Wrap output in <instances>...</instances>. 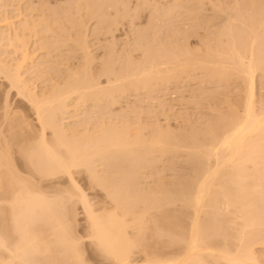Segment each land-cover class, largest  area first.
I'll return each mask as SVG.
<instances>
[{
	"label": "bare ground",
	"instance_id": "1",
	"mask_svg": "<svg viewBox=\"0 0 264 264\" xmlns=\"http://www.w3.org/2000/svg\"><path fill=\"white\" fill-rule=\"evenodd\" d=\"M88 1H90V0H88ZM105 1H107V0H105ZM92 2L97 3L98 1L92 0ZM179 2H181V1H179ZM262 2H263V0H262ZM262 2L260 1V3H262ZM109 3L112 4L111 1ZM175 3H177V2L175 1ZM91 4L89 5L90 6L89 10L94 3L92 5ZM102 4H104V3L102 2ZM83 5L85 6L86 4H83ZM95 5H93V7L91 8L90 11L94 10ZM233 5L234 4H232V6ZM237 5H239V4H237ZM84 6H82L83 9L84 10H85V8L87 9V7H86L87 5L85 7ZM101 6H103V5L99 4V6L96 7V10L98 7L101 8ZM256 6H257V4H255V7ZM108 7H107V9H109ZM110 7H114V6L111 5ZM183 7H185V5ZM220 7H221V5H220ZM250 7H248V9ZM259 7H260V5H259ZM78 8H79L78 10H80V11L82 10V9H80L81 7H78ZM103 8H104V6H103ZM229 8H231V7H229ZM258 8H256L257 11H261V10H258ZM263 8H264V6H263ZM102 10L103 9H101V11ZM103 11L101 13H99V15L100 14L102 15V17H100V20H102V19L106 20V17H104L105 19L103 18V16H104ZM228 11H229V9H228ZM231 11H233V10H231ZM104 12H106V11H104ZM199 12H201V11H199ZM89 13L93 14V15L94 14L97 15V12L92 13V12L88 11L87 14H89ZM191 13H193V12H191ZM238 13H240L239 10H238ZM164 14L166 16V13H164ZM221 14L223 15V13H221ZM96 15H94L95 17L94 16H92V17L97 18ZM224 15H225V13H224ZM241 15H240V17H241ZM246 15H247V13H246ZM85 16H86V14H85ZM256 16H257V14H256ZM262 16H260V17H262ZM244 17H246V16H244ZM255 17L253 16V18H255ZM226 18H227V16L225 17V20H226ZM243 18H241L242 20H240V18H239L240 22L243 21ZM117 19H118V17H117ZM151 19H153V18L151 17ZM232 19H233V17H232ZM232 19H229V21ZM256 19H258V18H256ZM97 20L99 21V19H97ZM234 20L238 21V19L236 20V18ZM244 20H245V18H244ZM251 20H252V17H251ZM40 21L42 22L43 20H40ZM114 21L116 22V19ZM152 21H154V20H152ZM245 21H247V20H245ZM43 22H46V24H47L46 19ZM74 22H75V20H74ZM103 22L104 21H102V23ZM248 22H249V20H248ZM258 22L259 21H257V23ZM261 22H259V23H261ZM24 23H25V25L21 26V28H20L21 30H19V31H21L20 33H23V32L26 33L29 31L31 32V30L32 31L35 30L33 28H35L38 24L40 26L44 25V24L42 25V23L40 24L38 22H37L38 24L35 22V25H34V22H33V23H31L32 24V28H31V26L28 25L29 24L28 20H26V22H24ZM83 23L84 22H82V24L80 23V24H75V25H77V27H79L80 25L83 26L85 24V23L84 24ZM99 23H101V21ZM111 23H113V22H111ZM259 23L256 24V26L260 25V27H261L262 23L261 24H259ZM48 24H49V21H48ZM113 24L115 25V23H113ZM230 24H233V23H230ZM236 24H237V22H236ZM33 25H34V27H33ZM50 25L52 26L53 24L50 23ZM3 26L4 25H1V27H3ZM40 26H37L36 34H38V32H37L38 27H40ZM46 26H48V25H46ZM51 26H50V28H52ZM98 26H101V25L98 24ZM234 26L235 25L233 24V27ZM256 26H254V25L251 26V28L252 27H254V28H252V31L249 30L250 33L248 36H245V37L251 39V41H250L251 43L249 42L250 43L249 48L246 47V46H248V44H246V39H245V43H244L243 42L244 38L240 37L241 38V39L239 38L240 41L244 43V44L241 43L242 44L241 47L244 48V49L241 48L242 49L241 51H243V52L239 51L240 48L238 49V51H237V49L235 50L232 48V52L237 51L236 52L237 54L235 53L236 54L235 55L231 52V50H229L232 53V55L235 56L234 59L237 58L235 67L237 66V71H241L238 73L243 74L241 76L246 77V80L245 79L244 80L247 83V85L246 84L245 85L247 86L246 88H248V92H247V97H246L247 99H245V103L243 106V111L241 110L242 112H240L239 108H238V114H234L232 117L230 116L229 118L222 116V118L220 120H218V122L214 123L210 127H207L205 125L207 128H205L202 131L191 132V133L185 132V134L186 133H189V134L182 135V136L178 135V137L174 136V135L173 136L168 135V134H170L169 132L172 133L173 130L167 131L168 134L165 132L166 134L163 133V135L158 132L156 135H153V133H152V136L149 137L148 139H146L144 136H142L143 133L141 132V130H138L139 132L136 131V133L131 132L130 129L132 130L133 127L131 128L130 127L131 125L130 126L128 125L130 127L129 128L126 125V123H125V125L127 126V128L124 125L123 126L124 128L121 127L123 129L118 128V126L116 128L115 125H117V124H115L113 126L114 123L111 125L113 127H110V126L106 125L105 123H104L105 124L104 125L102 123L103 124V125L101 124L102 129L100 127L99 131L95 130V131L87 132V130H84L85 129L84 127H83L84 129L81 127L84 130V133H82V132H79L80 130L77 131V128H74V130H73V128H71L70 126H69V128L71 130H67V129L65 130V126L63 127V124H62L63 120L60 122V119H62L60 117L63 115L66 116L70 112L71 107H73L74 103H76L75 105H77V107H78V105L80 106L81 103L86 104L87 101H91V100L92 101L94 100L93 102L99 101L102 97H104L103 96L104 93L110 94L112 92H114V93L117 92V94H118L120 92V95L122 93L125 94L126 89L124 90V88H126L127 86L131 87L133 89L141 86V87H143V89L146 90V87H148L151 84V81H154L155 77H156L155 78L156 81L159 79L157 76L160 75V69H159L160 66H158V65H160L159 61L160 62L162 61V60L158 59V58H160L159 53H158V56L156 53H153L151 58H149L150 56L149 57L147 56L146 59L151 60V62L148 61V63L151 64L150 68L147 66L148 64H146V66L149 68V72L147 71L146 68H144V67H146V66H143L144 62L142 64L143 67L142 66L138 67L139 65H137V67L139 69L141 68L142 70L138 69L139 72H136L138 70L135 69L136 64L133 63L134 61L132 63L130 61V64L126 63L127 65H125V63L123 65L121 64L122 67L125 65L124 68L122 69V67H121V70H120V68L118 70H116L117 67H116V69H114V66L110 61H109V64L111 63L112 65L110 64V66H109L108 62L106 61L107 59H106L105 60L106 62L104 61L106 63V64L104 63L106 66L105 68L108 69V67H110L107 71H105L108 74L107 73H106L107 75L103 74L106 76L109 75L108 79H107L106 87L103 85V83H101L102 84L101 85L98 81V79H100L101 76L98 75L99 76V78H98L94 74H93L94 75L93 77H91L90 74H86L87 71L88 72L91 71L90 67L87 68V66H89L88 65L89 62H87L88 63L87 65H86V63H84V64L86 65V68L90 69V70H87L86 68H84L83 71L78 70V71H75V73H74V71L72 73V70H70L71 71L70 74H68V72H66L68 74L67 76H69V77L67 79H65L66 81L64 80L65 83L63 82L64 83V84L62 83L63 85H61V86L59 84H57V86L53 85L52 87H49L50 88L49 90L43 89V90H41L42 92L40 91V93H38L39 91L36 92L35 88H30L31 83H30V86L28 85L29 82L26 81L25 77L23 76L24 74H21V73H23V72H21L23 70L22 68H25L28 65V68L30 70L31 68L29 67V65L32 66L33 67L32 69H34V72L35 71L39 72V73H37L38 76H37V74H35L36 77H39L40 73L42 72L41 73V76H42L41 79H42L44 76L43 72L46 71V74H47V71L50 70L49 69L50 66H48V68H46L48 70H44V68H45L44 66L46 65L45 63L47 62V64H48L49 61H46L47 59H42L43 57L41 56V58L38 57V59L34 60V62H30L31 54H29L28 50L26 49V47L28 46L27 45L28 43L26 44V42H27L26 38H25V40L23 39V41H22L21 40L22 35L16 33L15 35H17V38H16V36L15 37L13 36L14 38L12 37L13 39L11 38L12 39L11 40L10 36H9V38H7L8 36L6 37V34L5 33L3 34V32H2V34H0L1 40L2 39L6 40V38H7V39H9L8 41H10V42L12 41L11 44L14 41L16 44L21 42L20 43L21 48L18 47L20 49H18L17 45L15 43H13L14 48H17L18 51L19 50L21 51V55H20V58L13 59V61H14L13 65L15 67H13V65H12V66H10V68L12 67L14 69V71H11V72L7 71L6 68L9 66H7V64L6 65L3 64V66H2L1 65L2 63L0 62V66H1L0 67V74L2 72L4 73V71L7 72V75L4 73V77L6 76L8 78V81H10L9 82V83H11L10 87L16 88V90H18L17 93L20 96L25 97V99L28 100V102H30L33 110H35V114H37V119L41 125L42 134H41V136H39L40 137L39 140L37 142H35V145H34L35 140H33L31 144H29L27 146L25 145L26 147H23V146L20 147V145H22V143L18 142L19 137H20L21 133L23 132L22 129H25V127L23 128V126H28V124L26 122H23V125H22V122H20L21 124H18L19 120L18 121L16 120L17 122H15V120H14V122L16 124L15 123H13V125L11 124V126H10L12 129L11 133L7 130V135H9V136L11 135V137L8 139L7 136H5V138H3L1 136L2 142H0V264H55V263H53L54 261L52 262V259L57 257V256L52 257V253L55 250H56L57 254H59L63 258V259L61 258V260L66 261L63 263H62V261H57L58 262L57 264H59V262H61L62 264H65V263L66 264H86V260H85L86 257L84 259L85 255L82 254V250H81L82 249L81 241L79 238H77L78 236H77V233L75 230V229H77L76 228V226H77L76 222L77 221H76V217L74 214L76 211L74 210L75 208H73L74 212H73L72 208H70L73 206L72 204H70V206H69V201H72V198H71V200L69 198V201L67 204L65 203L66 201L62 202L63 200H67L68 197H70L72 195H70L66 198L65 197L66 195L64 196V194H66V193L61 192L64 194L60 198L59 196H57V194H55L56 196L53 195L54 197L57 198V201H55L56 198L53 197L54 199H49V198H52V196L47 197V194H44V192H42V190H40L38 188L39 184L41 183V181H43V179L52 178V180H53L57 176H63V177H65V179L67 178V180L71 183V185H73L72 187H74V189H76V192L78 194H80V198L78 200L79 201L81 200L83 203V204L82 203L81 204L83 205L84 213L86 215V220H87V223H86L87 227L86 228H87V233H88V235H87L88 239L90 240L91 247L93 246L94 250L97 252V254H99L100 257H102V259L103 258L105 259L106 264H264V255L261 254L263 257L259 256L258 254H260V252L258 251L259 253H257L255 251V249H257V247L255 248V246H264V199H262V195H263L264 191L262 192L260 189L261 187H264V173L262 172V171H264V104H262V103H264V101H262V103L260 101V103L262 105L259 103L260 108L257 109V107L255 106L256 103L254 100L256 98L255 97V94H256V92H255V81H256L255 80V73H256V70L258 69V68H256V66H258L257 62L260 63L262 57H261V59L254 60V58H255L254 45L259 43V41H258V37L253 35V33L254 32L257 33L256 29L260 30V27L255 28ZM40 28H39V30H44V31L46 29V28L45 29H43V28L40 29ZM74 28H76V26ZM159 28H161V27H159ZM247 28L249 29V27H247ZM247 28H246V30H247ZM49 29L47 27V32ZM63 29H64V27H63ZM222 29L224 30V28H221V31H223ZM226 29H228V30H226ZM226 29H225L226 31H224V32L226 33L228 31L229 32L228 34L230 35V33H232V29H231V31H229V28H227V27H226ZM233 29L235 30V28H233ZM50 30H51L50 32H52L53 28ZM175 30H177V29H175ZM175 30H174V32H175ZM241 30L245 31L243 29H241ZM64 31H65V29H64ZM30 32L28 34H30ZM33 32H31V33H33ZM166 32H164V33L166 34ZM225 33L222 32V34H225ZM237 33H238V31H237ZM26 34H23L22 37L26 36ZM141 34H140V36H141ZM222 34H221V36H222ZM233 34L235 35V33H233ZM242 34L243 33L240 32L239 35L242 36ZM245 34H247V33H244V35ZM82 35L83 34H81V36ZM216 35H217V33H216ZM232 35H230V36H232ZM78 36H79V34H78ZM173 36H174V34H173ZM218 36H219V34H218ZM238 36H234V39L237 38ZM208 37L209 36H207V38ZM79 38H81V37L79 36ZM142 38H144V37H141V39ZM155 38H156V36H155ZM169 38H170V36H169ZM226 38L228 39V37H226ZM16 40L18 42H16ZM83 40H84V42L85 41L87 42L86 38H84V37H83ZM262 40H264V39L262 38ZM144 41L145 40H143V42ZM158 41H156V42H158ZM231 41H232L231 42L232 44L235 43V42L233 43L234 40H231ZM84 42H81L82 45L84 44ZM86 42L83 45L85 50H84V48H82V50H84V51H86V48L89 46V44H87ZM145 42H147V41H145ZM156 42L153 45H155V46H156V44L158 45V43H156ZM160 42H162L161 39H160ZM236 42H238V44H239V40L238 41L236 40ZM138 43H139V41H138ZM225 43H227V42H225ZM231 43H229V44L227 43V44L230 45ZM8 44H10V43L8 42ZM145 44L146 43H144V45ZM227 44H226V46H227ZM259 44H261V43H259ZM259 44L257 45L258 47H259ZM85 45L86 46L88 45V46L85 47ZM110 45H111L110 48L114 47V46H112V44H110ZM164 45H166V44H164ZM220 45H222V44H220ZM234 45L230 46V49ZM237 45H235V48L237 47ZM239 45H238V47H240ZM80 46H81V44H80ZM90 46H91V43H90ZM150 46H152V45H150ZM160 46H162V45H160ZM204 46H205V44H204ZM134 47L137 48L136 46H133V48ZM163 47L164 46H162V48H160V47L159 48L163 49ZM166 47H164V48H166ZM184 47H186V46H184ZM206 47L207 46H205L204 48H206ZM78 48H80V47H78ZM89 48L87 49L88 51H90ZM138 48H140V47H138ZM210 48L211 47H208V49H210ZM259 48L261 49V47H259ZM154 49L151 48L150 50H154ZM189 49H191V48H189ZM221 49H222V47H221ZM227 49H229V48L227 47L226 50ZM14 50H16V49H14ZM82 50H81V52H82ZM114 50L115 49H113V51ZM168 50H171V49H168ZM183 50L182 51L178 50V52L184 53ZM193 50H195V49H193ZM262 50H263V48H262ZM55 51H57V50H55ZM145 51L147 52V50H145ZM15 52L17 53V50ZM215 52H216V49H215ZM227 52L224 51V53H226V54H227ZM247 52H249L248 55L249 54L251 55V56H249L250 60H247V57H246ZM87 53L84 52V56H85V54L87 55V56H85V59L89 57V53L88 54ZM188 53H187V55H188ZM205 53H206V51H205ZM210 53H212V52H210ZM220 53H223V52H220ZM224 53H223V55H226ZM154 54H155V56H154ZM219 54H218V56H219ZM253 54H254V56H253ZM90 55H92V54H90ZM124 55H125V53H124ZM166 55L169 56L170 53H168ZM171 55H172V52H171ZM257 55H259V54H257ZM131 56H132V54H131ZM144 56L142 57V59L145 58ZM195 56H191V58L194 57L196 59ZM211 56H212V54H211ZM90 57L93 58V55ZM119 57H118V59H119ZM171 57L172 58L169 59L170 62L168 61L164 65H166V64L168 65V63H170L173 66L170 65V67H169V65H168L167 66L168 69H167V67H163V68L167 69L166 72L168 73V75L169 74L170 75H177L181 71L183 73L188 67L193 69V67L197 66V65L194 66V64H191V63H190L191 65L187 64L184 66L183 64H181L182 66L181 65L179 66V61L177 59L179 56H177V54H175L174 51H173V55ZM180 57H179V60H180ZM219 57L222 58V56H219ZM92 58L91 59L88 58V59H90V60L95 59V58H93V59ZM185 58H187V57H185ZM223 58L225 59L226 56ZM228 58L229 57H227V59ZM125 59H126V56L123 60L124 62H125ZM167 59H166V61H167ZM224 59L223 60L220 59V60H222L224 62ZM234 59L232 58L233 61H234ZM43 60H45L44 61L45 63L43 62ZM108 60H111V57ZM113 60H114V58H113ZM129 60H131V59H129ZM139 60H141V59H139ZM157 60H158V64H157V66H155ZM172 60H174V61H172ZM191 60H193V59H191ZM198 60H197V63H200V62H198ZM206 60H207V58H206ZM211 60H213V59L211 58ZM245 60L247 62H245ZM177 61H178V63H177ZM222 61H219V62L221 63ZM230 61L231 60H229V62L227 61V63L231 64ZM42 62L45 65L43 64L41 66ZM63 62H64V60H63ZM193 62H195V61H193ZM91 63H92V61H91ZM113 63H115V62H113ZM182 63H183V59H182ZM61 64H65V63H61ZM66 64H68V63H66ZM107 64H108V66H107ZM203 64H204V62H203ZM212 64H214V63H212ZM217 64L215 63L214 65H217ZM152 65L154 66L153 68H152ZM223 66H227V64L223 65ZM229 66H231V68L233 67L232 65H229ZM46 67H47V65H46ZM61 67H60V69H61ZM156 67H158L159 70ZM171 67H173V68H171ZM208 67L210 68V66H208ZM217 67H219V66H216V68ZM239 67L241 68L240 70H238ZM10 68H8V69L11 70L12 68L11 69ZM42 68H43V70H42ZM65 68H67V67H64V69ZM195 68H197V67H195ZM203 68H204V66H203ZM52 69L54 70V67ZM111 69L114 70V72L112 71L113 74L114 73L117 74L119 72H122V73L119 75L118 74L113 75V74H111ZM25 70H27V69H25ZM104 70H106V69H104V66H103V70H102L103 73H104ZM153 70H155V71L153 72ZM162 70H164V69H162ZM218 71H221V70H218ZM222 71H225V68ZM231 71L234 72L235 70L234 71L231 70ZM27 72H28V70H27ZM78 72H80V73H78ZM133 72H136V74ZM166 72L162 73V74H167ZM226 72L227 71H225L224 74L228 75ZM202 74H203V72H202ZM204 74H206V73H204ZM211 74H212V72H211ZM224 74H223V72H221L218 75L217 74L216 75L219 77H222V76H224ZM232 75H234V74H232ZM236 75H238V74H236ZM262 75L263 74H261V76ZM30 76H31V74H30ZM47 76H49V75H47ZM58 76H60V75H58ZM61 76H62V74H61ZM110 76H111V78H112V76H115V78L113 77L114 80L111 79L112 81H110V83L113 82L112 85L108 84V82H109L108 80H110ZM211 76L213 77L214 73ZM66 77H64V78H66ZM208 77H210V71H209ZM212 77H210V78H212ZM45 78L46 77L44 76V79ZM51 78L53 79L52 76H51ZM51 78H50V81H51ZM162 78H164V77H162ZM178 79H179V77H178ZM214 79L215 78L213 77L212 80H214ZM226 81H228V80H226ZM114 82H116V83H114ZM212 82H214V81H212ZM50 83L52 84V82H50ZM236 83H237V81H236ZM205 84H207V83H205ZM107 85H108V87H107ZM48 86H50V85H48ZM102 86H104V87H102ZM149 88L151 89V87H149ZM153 88H154V86H153ZM219 89H220V87H219ZM219 89H217V90H219ZM135 90H137V89H135ZM244 90H246V89H244ZM123 91H125V92H123ZM138 91H139V88H138ZM101 95H102V97H101ZM243 95H245V94H243ZM106 96H108V95H106ZM117 96H119V95H117ZM263 96H264V92H263ZM113 97H114V94L112 96V99H113ZM113 100L115 101V99H113ZM241 100H243V99H241ZM96 104H98V103H96ZM230 104H231V102H230ZM105 106L107 107V105H105ZM229 109H231V108H229ZM235 113H237V112H235ZM86 114H88V113H86ZM231 115H232V113H231ZM217 116H218V114H217ZM69 117H70V115H69ZM6 118H7V116H6ZM66 119H68V118H66ZM111 119H112V117H111ZM124 119H126V118H124ZM12 120H10V121H12ZM10 121L8 122L9 125H10ZM23 121H24V119H23ZM134 121H133V123H134ZM109 122L107 124H109ZM130 122H131V120H130ZM130 122H128V123H130ZM119 123H121V121ZM122 123L124 124L123 121H122ZM150 125H152V124H150ZM200 125H202V124H200ZM1 126H2V124H1ZM1 126H0V135H1L3 130L10 128L7 126H6L7 128H3L4 126L3 127H1ZM96 126H94V127H96ZM155 126H156V124H155ZM28 127H27V129H28ZM86 127L88 128V126H86ZM134 127H136V125ZM141 127H142V125H141ZM145 127H146V125H145ZM147 127H148V125H147ZM2 128H3V130H2ZM18 128L21 129V131L19 130L20 132L17 130ZM66 128H68V126ZM27 129H25V131ZM93 129H95V128H93ZM141 129H143V128H141ZM153 129H152V132H154ZM46 130L51 131L50 134L52 135V137H50V139L47 138L48 136L46 135ZM156 131H158V129ZM5 132L6 131H4L2 134H4ZM68 132H70V134ZM139 133L140 134L142 133V134L139 135ZM26 137H27V135H26ZM26 137H25V139H26ZM29 137H30V135L28 136V138ZM31 137H33V136H31ZM16 141L18 144L16 143ZM22 141H23V139H22ZM28 141H30V140H28ZM14 144H16L15 146L19 145L20 149L24 148L27 150V151L22 150V152H24V155L20 152L23 155L22 156L23 157V160H22L23 164L21 163L22 164L21 167L24 168L23 169L24 171L21 170L22 168L21 169L19 168V166L17 165V163L19 164V161L17 162V160H16L17 158L15 159V157L13 156L15 153V152L13 153ZM25 144H27V143H25ZM179 151H181V153H183V154H186V156L189 159L188 164L190 163L192 166V168L190 167L192 169V174L189 176L190 180H185L187 178L186 177L185 179H180L179 181H176V182H178V184L174 189L169 188V187L167 188V187H165V185H164V187H165L164 188L163 185L161 184V187H158L156 190L151 189L150 192H147L146 189H141L140 188L141 186L140 187L138 186V185H140V183H141L140 181L143 178L142 175L144 173L143 170H145L144 168H146V167L148 168V166L150 164L155 163L154 162L155 156L157 154H158V157L163 156L162 158H164V156L167 154L172 155L171 153H174V152L176 153ZM24 159H25V163H24ZM156 159H158V158H156ZM186 161H187V159H186ZM152 165H150V166H152ZM169 165H171V164H169ZM99 166H102L104 168L105 167L111 168V169L108 168L109 170H107L106 168L105 169L103 168V170H102L103 175L100 172V175H102V177L104 176L103 178L98 177L99 175L97 174V172L99 173V171H98L99 169H97V168ZM150 166H149V168H150ZM96 169H97V171H96ZM20 170L23 173H21ZM110 170L113 171V173L110 172ZM150 170H151V168H150ZM76 171H86L88 174V178L92 179L95 184L101 185L99 187H103L102 189L105 188L106 190L105 189L104 190L106 192L108 189L109 195H108V193H107V195H108V199L110 197L109 203H111V200H112V204H111L112 206L111 205L109 206V204L105 203L108 207H106V205H105L106 208L103 207V209H96L90 204L91 201H89L90 203L87 202L88 199L87 200L85 199L84 194L81 195V193H83V191L82 190H81L82 192L80 191V187L79 186L77 187L78 184H76V181L74 179V174L76 173ZM115 173L118 174L117 177H114L112 175ZM116 174H115V176H116ZM161 175H162V173H161ZM153 177H155V176H153ZM58 178H60V177H58ZM181 178H182V176H181ZM173 179H175V178H173ZM164 181L165 180H163V182ZM63 182H59V183L61 184ZM70 183H69V186H70ZM74 196H76V195H74ZM58 198H60V199L58 200ZM73 199H75V198H73ZM50 200H52V202ZM73 204L75 205V203H73ZM74 233H75V235H74ZM48 239H50V240H48ZM167 250H169V251H167ZM96 252L94 254H96ZM53 255H55V254H53ZM96 258L99 259V257H96ZM55 259H58V258H55ZM104 259H103V261H104ZM87 260H89V259H87Z\"/></svg>",
	"mask_w": 264,
	"mask_h": 264
},
{
	"label": "rangeland",
	"instance_id": "2",
	"mask_svg": "<svg viewBox=\"0 0 264 264\" xmlns=\"http://www.w3.org/2000/svg\"><path fill=\"white\" fill-rule=\"evenodd\" d=\"M97 1L98 2L95 3V2H92V0H90V1H88V0H0V34H2V32H3V34L4 33L6 34V37L8 36L7 38H9V36H10V39H11L13 36L14 37L16 36V38H17V35H15L16 33H18L22 36H23V34L27 33L26 36H24V37L21 36L22 39L21 38L20 39L23 41V39L25 40V38H26V40H27L26 44L28 43L27 44L28 48L26 47V49L28 50V53L31 54L30 62H34V60H37L38 57L41 58V56H42L43 57L42 59H47L46 61H49L47 64V62L45 63L44 62L45 60H43V62L47 65V67H46V65L42 62L41 66L43 64L45 65L44 66L45 68L43 67L44 70H48L46 68H48V66H50V67L52 66L51 68L49 67L50 70L47 71V74H46V71L43 72L44 76L46 77L45 79H44V76L41 79V77H42L41 73L42 72L40 73L39 77H36L35 74H37L39 72L35 71L36 72L35 73L34 69H32L33 67L30 65H29V67L31 68L30 70L28 68V65H27V67L22 68L23 70L21 72H23V73H21V74H24L23 76L25 77L26 81L29 82L28 85L30 86V83H31L30 88H35L36 92L39 91L38 93H40V91L43 89L49 90L50 89L49 87H52L53 85H55V86H57V84H59L60 86L63 85L65 83L64 80L69 77L67 75L71 73L70 70H72V73H73V71L75 73V71H78V70L83 71L84 68H86V65L88 64L87 62H89V64H88L89 66H87V68L90 67L91 71L90 72L87 71V73L86 72L85 73L90 74L91 77H93L95 75L96 77L99 78V76H101L100 79H98V81L100 84L103 83V85L106 87V83H107V79H108L109 75L106 76L108 73L105 71H107L110 68V67H108V69L105 68L106 67L105 66L106 61L108 62V64L110 61L113 64L114 69H116V67H117L116 70H118L119 68L121 70V67H122L121 64L123 65L125 63V65H127V64H130V61H131V63L134 61L133 63L136 64L135 69L138 70L139 69L138 67H141L143 62H144L143 66H146V64H148L147 66L150 68L151 64L148 63V61L151 62V60L150 59L147 60L146 59L147 56L148 57L150 56L149 58H151L153 53H156L157 56L159 53L160 58H158V59H160L162 61L161 62L159 61L160 65H158V66H160V68H159L160 69V75L157 76L159 78V79L157 78L158 79L157 81H156V79H155L156 77H155L154 81H151V84L148 87H146V90L140 86V87H138L139 91H138L137 87L133 89V88L128 87L126 85L127 87L124 88V90L126 89L125 90L126 92L123 91V92H125L126 95L124 93H122L123 95L122 94L120 95V92L118 94H117V92L116 93L112 92L110 94L104 93L103 94L104 97H102V95H101L102 98L100 97L101 99L99 98L100 99L99 101H95L98 104L93 102L94 100L93 101L91 100L92 102L87 101L88 103L87 102H86V104L81 103V105L80 106L78 105V107H77V105H75L76 103H74L73 107H71L70 112L66 116H64V115L61 116L60 118H62V119L59 118L60 122L63 120L62 124H63V127L65 126V130L66 129L71 130L69 128V126H70L71 128H73V130H74V128H77V131L80 130L79 132L84 133V130H87V132L95 131V130L99 131L100 127L102 129V125L104 123L110 127H113L115 124H117V125H115L116 128H117V126H118V128H121L126 123L127 126L131 125L130 127L131 128L133 127L132 130L130 129L131 132L136 133V131L139 132L138 130H141V132L143 133V134L141 133L142 136H144L146 139L151 137L152 133H153V135H156L159 132L163 135V133L166 134L167 131H172V130L174 132L172 131V133L169 132L170 134H168V133L167 134L171 135V136L174 135V136L178 137V135L182 136V135L189 134V133L185 134V132L191 133V132L202 131L205 128L210 127L214 123L218 122V120H220L222 118V116L228 117V118L230 116L232 117L234 114H238V108H239V111L242 112L243 106L245 103V99H247L246 97H247L248 88H246L247 87L246 86L247 83L245 81L246 77L241 76L243 74L238 73L241 71H237V66L235 67L237 58L234 59L235 56H233L232 53L235 54L239 48H240L239 51L243 52L241 50L244 48L241 47L242 46L241 43H243V42L245 43V39H246V44H248V46H246V47L249 48V44L251 43L250 42L251 39H249L245 36H248L250 31H252V28H254V27L251 28V26H253V25L256 26V24H258L259 22L262 21L261 22L262 24L259 23V24H261V27H260V25L259 26L257 25L255 27V28L260 27V30L256 29L257 33L256 32H254L255 34L253 33V35L258 37L259 43H261V44L257 43L256 45H254V48H255V50L253 49L254 54H255L254 60L261 59V57L263 59V60L261 59L260 63L257 62L258 66H256V68H258V69L256 70V73H255V80H256L255 81V92H256L255 97L256 98L254 100H255V103H256L255 106L257 107V109L260 108V104L262 103V101H264V96H263V92H264V76H263L264 75V71H263L264 70V45H263L264 40H262V38L264 39V36H263L264 35V30H263L264 29V27H263L264 26V22H263L264 21L263 20L264 19V17H263L264 16L263 15L264 14V11H263L264 10V8H263L264 0H263V2H262V0H257V1L256 0L255 1L254 0H241V1L240 0H196V1L195 0H110L112 4L109 3L110 2L109 0H107V1L97 0ZM175 1L178 4L175 3ZM179 1H181V2H179ZM260 1L262 3H260ZM102 2L104 4H102ZM89 3L90 4L94 3L93 5L96 4L94 10L90 11L91 8L93 7L92 4H91L92 7L89 10V7H90ZM98 3L100 5H103L106 10L103 8V6H101V8H99V7L97 8V10H98L97 11L96 7L99 6ZM83 4L87 5V6L85 5L87 7V9L86 8H85V10L83 9V7H82V6H84ZM232 4H234V5L232 6ZM237 4H239V5H237ZM255 4H257L256 7H255ZM111 5L114 7H110ZM184 5H185V7H183ZM220 5H221V7H220ZM259 5H260V7H259ZM78 7H81L80 9H82V10L81 11L78 10L79 9ZM107 7L109 9H107ZM229 7H231V8H229ZM248 7H250L251 9L250 8L248 9ZM256 8H258V10H261V11H257ZM101 9L106 11V12H104L102 10L103 14H104L103 18L106 17V20H103V19L100 20V17H102L101 14L99 15V13L102 12ZM228 9H229V11H228ZM87 10L89 12H92V13L97 12V15L94 14V15H96L97 18H93L92 17V16H94L93 14H90V13L87 14V12H88ZM231 10H233V11H231ZM238 10L240 13H238ZM199 11H201V12H199ZM191 12H193V13H191ZM164 13H166V16ZM221 13H223V15ZM224 13H225V15H224ZM246 13H247V15H246ZM85 14H86V16H85ZM256 14H257V16H256ZM240 15H241V17H240ZM226 16H227V18L225 20ZM244 16H246V17H244ZM253 16L254 17L256 16V17L253 18ZM258 16L259 17L262 16V17L259 18ZM117 17H118V19H117ZM151 17L153 19H151ZM232 17H233V19H232ZM243 17L247 21H245ZM251 17H252V20H251ZM235 18H236V20L238 19V21H235L234 20ZM239 18H240V20H242L241 18H243V21L240 22ZM256 18H258V19H256ZM45 19L47 21V24H46V22H43V21H45ZM97 19H99V21ZM115 19H116V22L114 21ZM229 19H232V20H230L231 22L229 21ZM26 20H28L29 24L28 23L27 24L30 25L31 28H32L31 23L34 22V25H35V22L40 23L41 22L40 20H43L41 23H42V25L43 24L44 25L40 26L38 23H37L38 25L36 24L37 26L41 27V28L38 27V31H37L38 34H36L37 26L35 28H33V29H35V30H33L34 32L31 30V32H33V33H31L30 31H29L30 34H28L29 32L24 33L23 31H22L23 33H20L21 31H19V30H21L20 29L21 26L25 25L24 22H26ZM74 20H75V22H74ZM152 20H154L155 22ZM248 20H249V22H248ZM256 20L259 22L257 23ZM48 21H49V24H48ZM100 21H101V23H99ZM102 21H104V22L102 23ZM82 22H84L85 24L83 23L84 24L83 26L80 25L81 27L80 26L77 27V25H75V24H80V23L82 24ZM111 22L115 23V25ZM236 22H237V24H236ZM50 23L53 25L51 26ZM230 23H233L235 26L233 27V24H230ZM98 24H100L101 26H98ZM1 25H4V26L1 27ZM34 25H33V27H34ZM46 25H48V26H46ZM50 26L53 28L52 32H50L51 31L50 29H52V28H50ZM75 26H76V28H74ZM47 27H48V29L50 28L48 30V32H47ZM63 27H64L65 31H64ZM159 27H161V28L163 27V28L161 29ZM226 27L229 28V31H231V29H232V33H230V35L235 33V35L234 34L232 35L233 37L228 34L229 33L228 31L226 32L227 34L224 32V31L228 30V29H226ZM247 27H249V29ZM39 28L40 29L46 28L45 29L46 32L44 30H39ZM221 28H224V30L222 29L223 31H221ZM233 28H235V30ZM246 28H247V30H246ZM175 29H177V30H175ZM241 29H243L245 31H242ZM174 30H175V32H174ZM237 31H238V33H237ZM164 32H166V34ZM222 32L225 33L226 35L222 34ZM240 32L243 33L242 36L239 35ZM216 33H217V35H216ZM244 33H247V34L244 35ZM78 34L81 38H79ZM81 34H83L84 36L83 35L82 36L84 38H86L87 42L86 41L85 42L87 44H89V46L87 45L88 47L85 45V47H87L86 51H84L85 48L83 45L85 44V42H84ZM140 34H141V36H140ZM173 34H174V36H173ZM218 34H219V36H218ZM221 34L223 37L221 36ZM155 36H156V38H155ZM169 36H170V38H169ZM207 36H209V37L211 36V37L207 38ZM234 36H238V37L234 39ZM141 37H144V38L141 39ZM226 37H228V39ZM240 37L244 38V39L242 38L244 40V41L242 40L243 42L240 41V39H241ZM7 38H6V40H3V39L1 40V38H0V62L2 63L1 64L2 66H3V64L4 65L7 64V66H9V67H7V68L5 67V68L7 71L11 72V71H14V69L12 67L11 68L13 70L10 68V66H12L14 64L13 59L20 58L21 51L20 50L18 51V49L21 48V45H20L21 42L18 43L20 46L18 44H16L15 41L13 42L17 45V48L20 47L17 49V48H14L13 43L11 44L12 41L11 42L8 41L9 39H7ZM160 39L162 42H160ZM143 40H145L147 42H145V41L143 42ZM178 40L179 41L181 40L182 42L181 41L179 42ZM231 40H234L233 43L235 42L234 43L235 45L238 44V42H236V40L237 41L239 40L240 45L239 44L238 45L240 47H238V45H237L238 48L237 47L235 48V45L231 43L232 42ZM138 41H139V43H138ZM156 41H158V42H156ZM8 42L10 44H8ZM16 42H18V41L16 40ZM78 42L81 44V46ZM81 42H84V44L82 45ZM155 42L158 43V45L157 44H156V46L153 45V44H155ZM225 42H227L228 44L229 43H231V44L228 45ZM90 43H91V46H90ZM144 43H146L145 44L146 46L144 45ZM110 44H112V46H114V47L110 48L111 47ZM164 44H166V45H164ZM204 44H205V46H207L206 48H204L205 47ZM220 44H222V45H220ZM226 44H227V46H226ZM258 44H259V47H261V49L257 46ZM150 45H152V46H150ZM160 45H162L164 47H166L167 45L168 46L166 48L163 47V49H160V48H162V46H160ZM232 45H234V46L231 47V49H230V46H232ZM133 46H136L137 48L134 47L135 48L134 49ZM184 46H186V47H184ZM78 47H80V48H78ZM138 47H140L141 49ZM208 47H211L212 49L211 48L208 49ZM221 47H222V49H221ZM227 47L229 49L226 50ZM82 48H84V50H82ZM88 48L90 49V51L87 50ZM151 48L152 49L157 48V49L156 50L155 49L150 50ZM189 48H191V49H189ZM232 48L235 50L237 49V51L232 52ZM262 48H263V50H262ZM14 49L17 50V53L15 52L16 50H14ZM113 49H115L114 50L115 52L113 51ZM166 49L167 50L171 49V50H168L169 51L168 52ZM193 49H195V50H193ZM215 49H216V52H215ZM55 50H57V51H55ZM81 50H82V52H81ZM145 50H147V52ZM178 50L179 51L183 50L186 55L188 52L189 53L186 56L184 53L178 52ZM186 50L187 51L189 50V51L187 52ZM229 50H231L232 53ZM83 51L86 53L87 52L89 53L88 58L91 59L92 57H90V56L93 55V58H95V59L92 58L93 60H90V59L86 58L87 59L86 60L85 56H87V55L85 54V56H84ZM173 51L175 54H177V56H179V57L181 56L180 60H179V57L177 58L179 61V66L181 64H183L184 66L187 64L188 65L194 64V66L197 65V66H195L197 68L193 67V69H194L193 70L192 68L188 67L184 71L185 73L184 72L182 73V71H181L177 75H170V74L168 75V73L166 72V70L168 69L167 66L169 65V67H170L171 64L170 63H168V65L167 64L164 65V64L166 62H168L169 59L172 58L171 56L173 55ZM205 51H206V53H205ZM224 51L225 52L228 51L227 54L224 53ZM171 52H172V55H171ZM210 52H212V53H210ZM220 52H223L226 55H223V53H220ZM124 53H125V55H124ZM168 53H170L169 56L166 55ZM248 53L249 52L246 53V57H247V60H250L249 56H251V55L250 54L248 55ZM90 54H92V55H90ZM131 54H132V56H131ZM211 54L213 57L211 56ZM218 54H219V56H222V58L219 57ZM254 54H253V56H254ZM257 54H259V55H257ZM116 55L120 56V57L118 56L119 59ZM125 56H126V59L124 62L123 60H124ZM143 56L145 58L142 59ZM154 56H155V54H154ZM191 56H195L196 59L194 57L191 58ZM225 56H226V58L224 59L223 57H225ZM110 57H111V60H108ZM185 57H187V58H185ZM227 57H229V58L227 59ZM113 58H114V60H113ZM190 58L193 60H191ZM206 58L208 61L206 60ZM211 58L213 60H211ZM232 58L234 59V61L232 60ZM129 59H131V60H129ZM139 59H141V60H139ZM166 59H167V61H166ZM182 59H183V63H182ZM220 59H222V60L224 59V62ZM63 60H64V62H63ZM197 60L200 63H197ZM229 60H231L230 61L231 64L227 63V61L229 62ZM91 61H92V63H91ZM112 61L115 63H113ZM172 61H174V60H172ZM178 61H177V63H178ZM193 61H195V62H193ZM219 61H222V62L220 63ZM203 62H204V64H203ZM245 62H247V61L245 60ZM61 63H65V64H61ZM66 63H68V64H66ZM84 63H86V65ZM212 63H214V64L218 63V64L214 65ZM108 64H107V66H108ZM110 64H109V66H110ZM157 64H158V60L156 61L155 66H157ZM222 64L223 65L227 64L228 67L223 66ZM228 64L232 65L233 67L231 68V66H229ZM137 65H139V66L137 67ZM207 65L210 66V68ZM103 66H104V69H106V70H104V73L102 71ZM124 66L122 67V69L124 68ZM147 66L144 68H146L147 71L149 72V68ZM171 66H173V65H171ZM203 66H204V68H203ZM216 66H219V67L216 68ZM13 67H15V66L13 65ZM53 67H54V70L52 69ZM60 67H61V69H60ZM64 67H67V68L64 69ZM153 67L154 66L152 65V68ZM163 67H167V69H165ZM8 68H10L11 70H9ZM43 68H42V70H43ZM156 68L158 69V67H156ZM171 68H173V67H171ZM224 68H225V71H227L226 73L228 75L224 74L225 71H222V70H224ZM25 69H27L28 72ZM90 69H87V70H90ZM162 69H164V70H162ZM240 69L241 68L239 67L238 70H240ZM139 70H142V69L140 68ZM139 70L136 72H139ZM218 70H221V71H218ZM231 70H233V71L235 70L237 73L235 71L232 72ZM112 71L114 72V70L111 69V74H113ZM154 71L155 70H153V72ZM164 71L167 74H162V73H165ZM209 71H210V77H212L211 75L214 73V76H213L215 78L214 80H212L213 77L212 78L208 77ZM66 72H68V74ZM136 72H133V73L136 74ZM202 72H203V74L204 73H206V74L203 75ZM211 72H212V74H211ZM218 72L219 73L223 72L224 76H222V75H221L222 77L217 76L219 74ZM4 73L7 75V72L4 71ZM4 73L2 72L0 74V126L2 124L1 127L4 126L3 128H7V127H10L11 124L13 125V123L17 122L18 120H19L18 124H21L20 122H22V125H23V122H26L29 127L23 126V128L25 127V129H27V127H28V129L26 131H25V129H22L23 132L21 133L18 142L22 143V145H20V147L21 146L26 147L27 145L31 144L33 140H35L34 141V145H35V142H37L39 140V138H40L39 136H41V134H42L41 125L38 122L37 114H35V110H33L30 102H28V100H26L25 97L20 96L17 93L18 90H16V88L10 87L11 83H9L10 81H8V78L6 76L5 77L7 79L4 77ZM78 73H80V72H78ZM121 73L122 72H119L117 74L119 75ZM30 74H31V76H30ZM61 74H62V76H61ZM103 74H106V75H103ZM117 74H115V75H117ZM232 74H234L235 76ZM236 74H238V75H236ZM261 74H263V75L261 76ZM47 75H49V76H47ZM58 75H60V76H58ZM37 76H38V74H37ZM51 76L53 77V79L51 78ZM161 76L164 78H162ZM177 76L179 77V79ZM64 77H66V78H64ZM113 77L115 78V76H112V78L110 76V80H108L109 81L108 84L112 85L113 82L110 83V81L114 80ZM50 78H51V81H50ZM226 80H228V81H226ZM212 81H214V82H212ZM236 81H237V83H236ZM50 82H52V84ZM114 83H116V82H114ZM205 83H207V84H205ZM48 85H50V86H48ZM104 86H102V87H104ZM153 86H154V88H153ZM107 87H108V85H107ZM149 87H151V89ZM219 87H220V89H219ZM135 89H137V90H135ZM217 89H219V90H217ZM244 89H246L247 91ZM151 90L152 91L154 90V91L152 92ZM113 94H114L113 99H115V101L112 99ZM243 94H245V95H243ZM106 95H108V96H106ZM117 95H119L120 97ZM241 99H243V100H241ZM260 101H261V103H260ZM230 102H231V104H230ZM104 104L107 105V107ZM262 104H264V103H262ZM229 108H231V109H229ZM235 112H237V113H235ZM86 113H88V114H86ZM231 113H232V115H231ZM217 114H218V116H217ZM69 115H70V117H69ZM6 116L8 119L6 118ZM111 117H112V119H111ZM66 118H68V119H66ZM124 118H126V119H124ZM23 119H24V121H23ZM10 120H12V121H10ZM14 120H15V122H14ZM130 120H131V122H130ZM9 121H10V125L8 124ZM120 121H121V123H119ZM122 121L124 122V124L122 123ZM133 121H134V123H133ZM108 122H109V124H107ZM128 122H130V123H128ZM112 124H113V126H111ZM150 124H152V125H150ZM155 124H156V126H155ZM200 124H202V125H200ZM93 125L94 126L97 125V126L94 127ZM126 125H125V127L127 128ZM135 125H136V127H134ZM141 125H142V127H141ZM145 125H146V127H145ZM147 125H148V127H147ZM67 126L69 129L66 128ZM86 126H88V128ZM81 127L82 128L84 127L85 129L83 128L84 129L83 130ZM140 127L143 129H141ZM3 128H2V130H3ZM93 128H95V129H93ZM123 128H121V129H123ZM152 129L154 130V132H152ZM157 129H158V131H156ZM7 130L11 133L12 129L10 127L8 129H5L2 131V133L4 131H6V132L4 134L1 133V135H0L1 141L0 142H2V139H1L2 137L5 138V136H7L8 139L11 137V135L10 136L7 135ZM17 130L21 131L20 128H18ZM50 133H51V131L46 130V135L48 136L47 137L48 139H50V137H52V135ZM68 133L70 134V132H68ZM141 134L139 133V135H141ZM26 135H27V137H26ZM29 135H30V137L28 138ZM31 136H33V137H31ZM25 137H26V139H25ZM22 139H23V141H22ZM28 140H30V141H28ZM16 143H17V141H16ZM25 143H27V144H25ZM15 145L16 144H14L15 149L13 148V153L15 152L13 156L15 157V159L17 158L16 159L17 162L19 161V164L17 162L16 163L19 166V168L21 169L22 168L21 166L23 164L22 163L23 162L22 156L24 155V152H22V150H24V151H27V150L24 148L20 149L19 145L18 146H15ZM171 154L172 155H170V154L165 155L164 158H162L163 156L158 157V154H157L155 156V161H154L155 163L154 164L152 163L153 165L150 164L152 166L149 165L151 170H150L149 166H148V168L147 167L144 168L145 170H143L144 173L142 175L143 178L140 181L141 182L140 185H138L139 187L141 186L140 187L141 189H146L147 192H150L151 189L156 190L158 187H161V184L163 185V187L165 185V187H167V188L169 187V188L174 189L178 184V182H176V181H179L180 179H185L186 177L187 178L185 180H190L189 176L192 174V169H191L192 166L190 163L188 164L189 159L186 156V154L181 153V151L176 152V153L174 152ZM156 158H158V159H156ZM186 159H187V161H186ZM24 163H25V159H24ZM169 164H171V165H169ZM103 168L104 167H102V166H99L97 168V169H99L98 170L99 173L97 172V174L99 175L98 177H100V178L104 177V176L102 177ZM108 168H110V167H107L106 169L109 170ZM23 169L24 168H22L21 170L24 171ZM97 169H96V171H97ZM21 170H20V172L23 173ZM85 172L86 171H76V173L74 174V179L76 181V184H78L77 187L79 186L80 191L81 190L83 191V193H81V195L84 194L85 199L86 200L88 199L87 202L91 201V203L90 202L89 203L96 209H103V207L104 208L108 207L106 204H109V206H110L112 204V200H111V203H109L110 202L109 201L110 197L108 199L109 190L107 189V192H106L105 188H104L105 189L104 190V189H102L103 187H99L101 185L95 184L92 179L88 178V174H87V172L86 173ZM100 172L102 175H100ZM110 172L113 173V171H111V170H110ZM262 172L264 173V171H262ZM161 173L163 176L161 175ZM115 174H112V175L114 177H117L118 174H116V176H115ZM153 176H155V177H153ZM181 176H182V178H181ZM58 177H60V178H58ZM173 178H175V179H173ZM162 179L165 181L163 182ZM51 180H52V178L43 179V181H41V183L39 184L38 188L40 190H42V192H44V194H47V197L52 196V198H49V199L56 198L53 196L55 194H57V196H59L61 198L62 195L64 194L61 192L66 193V194H64V196L66 195L65 196L66 198L70 195L73 196V197L72 196L68 197L67 200H63L62 202L66 201L65 203L67 204L69 201V198H70V200L72 198V201H69V206H70V204H72L73 206L70 208H72V210H73V208H75L74 210L76 211L74 214H75L76 221H77L76 222V225H77L76 228L77 229H75V230H76V233L78 236L77 238H79L81 241V247H82L81 250H82V254L85 255L84 259L86 257V259H85L86 264H88V263L89 264H106L105 259L103 258L104 259V261H103L102 257H100V255L97 254V252L94 250V247L93 246L91 247L90 240L88 239V236H87L88 233H87V228H86L87 227V225H86L87 220H86V215L84 213V209H83V205H82L83 203L81 200L80 201L78 200L80 198V194H78L76 192V189H74V187H72L73 185H71V183L67 180V178L65 179V177H63V176H57L55 179H53L52 181ZM59 182H63V183L60 184ZM69 183H70V186H69ZM260 189L262 192L264 191V187H261ZM107 193H108V195H107ZM73 194L76 196H74ZM263 196H264V192L262 195V199H264ZM60 198H58V200ZM73 198H75V199H73ZM50 201L52 202V200H50ZM55 201H57V198ZM72 202L75 203V205ZM105 205H106V207H105ZM74 210H73V212H74ZM74 235H75V233H74ZM48 240H50V239H48ZM256 247H257V249H255V251L257 253L260 252V254H258V255L259 256L264 255V253H263L264 252L263 251L264 246H255V248ZM167 251H169V250H167ZM54 252L52 253V257L57 256L55 258H58L59 260L53 258L52 262L54 261L53 263L57 264L58 263L57 261H62L61 260L62 257L59 254H57L56 250ZM95 252H96V254H94ZM53 254H55V255H53ZM94 257L95 258L99 257V259L98 258L95 259ZM87 259H89L90 261ZM63 262H66V261L63 260L62 263ZM60 263L61 262H59V264Z\"/></svg>",
	"mask_w": 264,
	"mask_h": 264
}]
</instances>
